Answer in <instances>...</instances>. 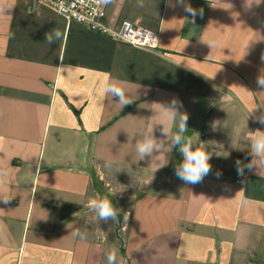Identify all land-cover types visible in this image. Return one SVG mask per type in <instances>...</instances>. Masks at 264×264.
<instances>
[{"label":"crops","instance_id":"0c3cea01","mask_svg":"<svg viewBox=\"0 0 264 264\" xmlns=\"http://www.w3.org/2000/svg\"><path fill=\"white\" fill-rule=\"evenodd\" d=\"M185 3L194 18L175 0H106L105 23L159 33L157 51L35 0L0 15V264H108V251L116 264H264V163L234 181L264 131V0ZM53 29L65 39L49 46ZM106 78L132 103L105 95ZM173 100L188 117L183 135L211 156L199 184L173 174L183 159L171 148ZM149 135L162 147L139 160ZM97 193L119 222L88 209Z\"/></svg>","mask_w":264,"mask_h":264},{"label":"clouds","instance_id":"9594fccd","mask_svg":"<svg viewBox=\"0 0 264 264\" xmlns=\"http://www.w3.org/2000/svg\"><path fill=\"white\" fill-rule=\"evenodd\" d=\"M175 5L183 7L184 11L187 12L193 18L198 14L195 9L185 3V0H175ZM174 5V6H175ZM15 7V0H0V15L11 16L10 13ZM199 15L202 16V10ZM194 23V20H193ZM65 39L64 34L58 30L53 29L51 32L46 34L45 40L49 46L54 42L63 41ZM258 87L264 89V77H259L256 81ZM102 91L105 95H112L118 99L121 107H125L132 103V100L126 94L124 88L120 85L119 81L106 78L102 85ZM182 108V104L178 101L173 100L169 106V110L179 117V123L176 134L172 137L171 148H176L182 156V162H180L175 168V175L178 179L184 181L187 184H199L202 183L204 178L212 172V166L210 164L211 156L208 152L201 150L196 146L191 139L186 138L183 133L187 128L188 117L179 111ZM256 121L261 125H264V113L255 117ZM163 134L167 135L168 131L164 128ZM162 145L158 144L157 141L151 136H146L142 141L136 144V151L139 155V160H143L146 156H151L152 153ZM251 156L252 159L249 163L241 166V162L237 161V171L241 176L245 168L252 170L255 166V160L257 157L260 158L261 163H264V131H257L251 137ZM113 161L108 160L105 162L106 168L113 166ZM221 173L217 172L216 176L219 178ZM3 203H10V199L2 197ZM88 209L95 214L98 221L107 222L112 220L119 222L118 217L120 211L113 205L112 201L106 196H100L96 194L95 198H90L87 204ZM0 212H4L0 209ZM125 220L128 219L126 215ZM4 231L3 225H0V234ZM74 236H78L81 240L86 239V234L79 231L73 233ZM106 259L108 264H116L115 257L111 251L106 253Z\"/></svg>","mask_w":264,"mask_h":264},{"label":"built area","instance_id":"2783aa9c","mask_svg":"<svg viewBox=\"0 0 264 264\" xmlns=\"http://www.w3.org/2000/svg\"><path fill=\"white\" fill-rule=\"evenodd\" d=\"M66 19L68 23H78L90 31L106 36L112 41L130 46L157 51L160 43L159 33L129 21L115 28L105 23L106 0H35ZM243 175L235 176L240 184Z\"/></svg>","mask_w":264,"mask_h":264},{"label":"rangeland","instance_id":"374dc122","mask_svg":"<svg viewBox=\"0 0 264 264\" xmlns=\"http://www.w3.org/2000/svg\"><path fill=\"white\" fill-rule=\"evenodd\" d=\"M177 166V165H176ZM173 174L175 175V170L173 171Z\"/></svg>","mask_w":264,"mask_h":264}]
</instances>
